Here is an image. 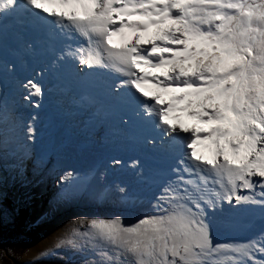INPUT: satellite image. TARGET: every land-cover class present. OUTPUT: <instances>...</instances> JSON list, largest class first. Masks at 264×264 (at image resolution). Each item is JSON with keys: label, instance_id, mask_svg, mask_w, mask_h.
<instances>
[{"label": "snow or ice", "instance_id": "obj_1", "mask_svg": "<svg viewBox=\"0 0 264 264\" xmlns=\"http://www.w3.org/2000/svg\"><path fill=\"white\" fill-rule=\"evenodd\" d=\"M34 199L33 264H264V0H0V228Z\"/></svg>", "mask_w": 264, "mask_h": 264}, {"label": "rangeland", "instance_id": "obj_2", "mask_svg": "<svg viewBox=\"0 0 264 264\" xmlns=\"http://www.w3.org/2000/svg\"><path fill=\"white\" fill-rule=\"evenodd\" d=\"M31 206L32 204L26 207L30 213L26 226L23 228L20 226L21 218L19 216L14 226L7 227L8 229L0 233V264H23L21 260L25 254L43 238L44 229L41 224L28 227L32 221ZM51 262L56 264L55 259Z\"/></svg>", "mask_w": 264, "mask_h": 264}, {"label": "bare ground", "instance_id": "obj_3", "mask_svg": "<svg viewBox=\"0 0 264 264\" xmlns=\"http://www.w3.org/2000/svg\"><path fill=\"white\" fill-rule=\"evenodd\" d=\"M32 220L35 219L36 216L39 215L43 208V201L39 199H34L32 203ZM63 223L62 219H53L47 222L46 224H41L42 228L44 229V236L41 241L34 246H32L29 251L25 254L21 263L23 264H33V258L36 256L38 252L46 248L51 242L53 233L57 231L58 228L61 227ZM52 258H46L40 261H36V264H53L51 261Z\"/></svg>", "mask_w": 264, "mask_h": 264}, {"label": "trees", "instance_id": "obj_4", "mask_svg": "<svg viewBox=\"0 0 264 264\" xmlns=\"http://www.w3.org/2000/svg\"><path fill=\"white\" fill-rule=\"evenodd\" d=\"M29 209L28 208H23L21 209V213H20V218H21V222H20V226L23 228L24 226H26L27 224V220L29 218ZM6 229H8L7 227H3L0 228V233L4 232Z\"/></svg>", "mask_w": 264, "mask_h": 264}]
</instances>
